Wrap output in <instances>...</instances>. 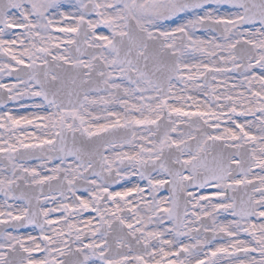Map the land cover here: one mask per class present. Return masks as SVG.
<instances>
[{
  "label": "snow or ice",
  "instance_id": "snow-or-ice-1",
  "mask_svg": "<svg viewBox=\"0 0 264 264\" xmlns=\"http://www.w3.org/2000/svg\"><path fill=\"white\" fill-rule=\"evenodd\" d=\"M0 264H264V0H0Z\"/></svg>",
  "mask_w": 264,
  "mask_h": 264
}]
</instances>
